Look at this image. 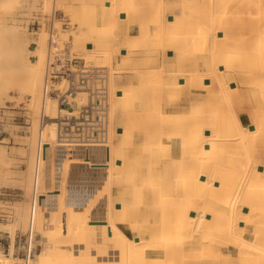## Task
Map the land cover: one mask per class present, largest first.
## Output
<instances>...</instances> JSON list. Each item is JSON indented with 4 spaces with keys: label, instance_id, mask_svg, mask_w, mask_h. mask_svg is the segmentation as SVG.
<instances>
[{
    "label": "bare ground",
    "instance_id": "bare-ground-1",
    "mask_svg": "<svg viewBox=\"0 0 264 264\" xmlns=\"http://www.w3.org/2000/svg\"><path fill=\"white\" fill-rule=\"evenodd\" d=\"M30 6L0 0V72L23 78L34 144L21 186L32 208L0 225L11 233L0 264L16 260L14 227L28 223L46 240L37 264H264V0H42L50 28L28 35ZM57 10L77 24L71 52L106 68L104 143L61 140L55 120L70 114L43 98L50 46L67 38ZM115 55L133 66L110 87ZM258 81L261 106L239 108ZM69 173L88 186L69 193Z\"/></svg>",
    "mask_w": 264,
    "mask_h": 264
},
{
    "label": "rangeland",
    "instance_id": "rangeland-1",
    "mask_svg": "<svg viewBox=\"0 0 264 264\" xmlns=\"http://www.w3.org/2000/svg\"><path fill=\"white\" fill-rule=\"evenodd\" d=\"M31 3L30 9L32 10L30 14V19L28 18L27 24H24L25 29L29 35L30 33L40 31V28L48 29L51 25V18L50 15L53 16V11L50 13H46L44 16L41 15L42 11V0H29ZM37 5V10H34L33 5ZM58 16L56 17V22L61 25V29L65 30L67 33V38L64 40V44L66 42L70 43L72 47L73 38L71 32H75L77 28V24L70 23V20L67 16L63 14L62 10H57ZM124 29H126L123 26ZM135 30V31H134ZM131 32V35H137V30L134 29ZM47 31V30H46ZM48 32V31H47ZM55 32V30H54ZM31 36V35H30ZM60 37L58 35L56 38ZM32 41H30L31 43ZM69 46V47H70ZM63 46L61 47V49ZM78 50L83 51L81 47L78 46ZM31 48L27 47L25 50V54L30 52ZM74 53V52H73ZM169 52H167L168 55ZM76 55H80L79 53H75ZM10 55H7L5 58H8ZM79 57V56H78ZM83 60V59H82ZM101 63H96V65H100ZM136 67V64H134ZM133 64L130 62H122V58L119 55H115L112 60V64L110 68V82L109 85L111 87L112 78L125 79L126 77L130 76L129 72L130 67ZM139 68V64H137ZM47 73V72H46ZM4 72H0V225L11 227L15 225L17 221H15V208L21 206H30L32 208L33 204V197L27 198L25 195V190L21 187L23 184L26 183L27 177L30 175L29 171V154L30 149L34 146L32 137H31V128L33 125V117L27 109L26 105L29 100L28 97H24L21 95V88L20 84L23 82V78L20 76H16L15 78L6 75ZM113 74V75H112ZM236 83H240L241 79L237 77L234 80ZM258 89L256 96L250 97L249 100H244L239 108L248 109L250 105L261 106L260 100L261 96L260 93L263 90V84L260 81L257 82ZM64 86V82H62L60 88ZM111 89V88H110ZM86 96V102L88 95L84 93ZM85 102V103H86ZM110 99V104H111ZM166 104H172V102L168 97H166ZM192 101L190 102L189 106H193L194 104ZM140 103L144 105L142 111L140 112V121H139V128L140 130L144 127V117L142 116L143 109L147 107L145 105V100L143 97L140 98ZM181 101L180 108H186L188 104L183 103ZM109 104V106H110ZM260 104V105H259ZM150 106V112L154 113L157 110V103L152 100ZM110 111V108H109ZM215 114H218V117L221 116V111L217 110ZM60 115V113L58 114ZM108 125H109V112H108ZM59 130V126H58ZM205 133V132H204ZM59 138L60 131H59ZM64 140V138H63ZM238 145L230 144L227 146L228 149L231 151H241V148L237 147ZM38 150V140L36 144V152ZM80 158V157H79ZM258 170V169H257ZM72 172V171H70ZM29 174V175H28ZM74 177V179H73ZM33 178V176H32ZM94 186V184H92ZM88 186L86 179H79L76 178L74 175L69 173V181L67 183V190L71 193L72 190L77 189H84ZM96 186H101L97 184ZM102 188V189H101ZM110 188L106 184H102V187H97L98 191L107 192V189ZM32 191V190H31ZM32 193V192H31ZM263 204L260 205L264 208V198H262ZM117 205V204H116ZM115 205V206H116ZM14 236H15V243H14V250L13 256L16 258L12 262V264H21L23 260L26 258V253L30 248L33 251L32 261L31 264H37L38 255L44 250V245L46 240L42 236L37 228L32 230L28 225L25 227L21 224L14 227ZM32 234V235H31ZM11 233L9 231H0V252L4 255H9L10 253V246H11Z\"/></svg>",
    "mask_w": 264,
    "mask_h": 264
},
{
    "label": "built area",
    "instance_id": "built-area-1",
    "mask_svg": "<svg viewBox=\"0 0 264 264\" xmlns=\"http://www.w3.org/2000/svg\"><path fill=\"white\" fill-rule=\"evenodd\" d=\"M69 46V42H66L60 50L56 43L50 46L43 98L45 100L56 99L59 109H67L70 114L65 117L60 114L55 120L59 126L61 140L64 138L69 142L104 143L106 139L105 122L109 111L106 102L108 96L107 82H105L107 80L106 68L87 66L78 55L71 52ZM63 81L67 83L64 89L60 88ZM82 92L88 97L86 105L80 108L75 98ZM73 110L79 114L72 115ZM51 122L53 120L46 115L40 118L42 128ZM29 250L30 248L26 253V264L32 258Z\"/></svg>",
    "mask_w": 264,
    "mask_h": 264
},
{
    "label": "water",
    "instance_id": "water-1",
    "mask_svg": "<svg viewBox=\"0 0 264 264\" xmlns=\"http://www.w3.org/2000/svg\"><path fill=\"white\" fill-rule=\"evenodd\" d=\"M168 55H171V53H168ZM180 82H182V81H180ZM206 83L208 82V81H205ZM232 86H234L233 84H232Z\"/></svg>",
    "mask_w": 264,
    "mask_h": 264
}]
</instances>
